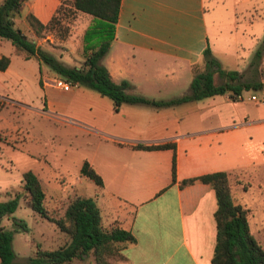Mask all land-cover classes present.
<instances>
[{
  "label": "rangeland",
  "instance_id": "1",
  "mask_svg": "<svg viewBox=\"0 0 264 264\" xmlns=\"http://www.w3.org/2000/svg\"><path fill=\"white\" fill-rule=\"evenodd\" d=\"M211 1L207 0L208 17L214 19L225 38L217 40L218 48L211 54L223 67L239 71L241 81H264V21L249 22L251 11L245 10L248 1L220 0L217 6H212ZM26 9L22 7L14 21L28 39L64 64L83 63L86 56L83 34L92 21L90 17L73 10L71 0H60L53 26L35 31L27 21ZM236 15L240 22L234 28ZM8 57L11 62L8 70L0 71V202L22 191L23 173L31 170L46 192L44 203L50 214L61 215L76 195L92 197L100 208L103 226L116 225L110 222L130 216L132 209L111 195L114 180L106 168L114 148L110 135L137 137L138 131L145 130L142 125L148 123L150 130L157 128L163 133L186 125L194 129L209 128L216 122L215 112L200 108L216 104L222 109L224 134L234 129L232 143L223 148L224 156L232 160L231 166L225 169L232 170L228 172L232 197L250 209V231L264 249V103L249 99L252 94L262 99L264 89L244 90L241 99L223 94L160 108L143 103H122L117 107L110 98L87 87L77 86L69 91L56 85L46 88L41 77L53 84L56 78H63L45 63L26 64L14 53ZM105 62L103 59L101 63ZM175 69L174 77L167 78L137 60L134 72L142 85L131 84L128 93L155 100H170L186 93L192 72L178 66ZM204 70V60L194 67V72ZM214 81L219 84L224 78L215 73ZM175 116L182 119L176 122ZM257 119L262 120L257 122ZM228 123L230 126L226 127ZM85 161L106 182L102 191L93 180L81 174ZM137 174L132 173L123 184L124 189L146 182ZM0 225L12 232V247L19 262L32 256L37 244L44 249H55L67 240L54 223L35 213L23 198L13 213L1 218ZM68 264L94 262L88 256Z\"/></svg>",
  "mask_w": 264,
  "mask_h": 264
},
{
  "label": "crops",
  "instance_id": "2",
  "mask_svg": "<svg viewBox=\"0 0 264 264\" xmlns=\"http://www.w3.org/2000/svg\"><path fill=\"white\" fill-rule=\"evenodd\" d=\"M242 1H248L245 10L251 11V24L264 21V0ZM219 2L212 0L210 4L217 6ZM59 3L60 0H25L22 7H27L25 13H32L46 24ZM208 4L207 0H121L114 37L101 59V62L106 59L102 64L111 78L117 83L127 80L140 87L139 75L134 72L137 60L155 68L159 74L164 73L167 78L174 77L176 66L191 70L193 77V66L203 61V51L208 47L212 54L215 53L217 40L225 39L220 35L214 19L208 17ZM77 12L92 20L91 15ZM239 22L240 17L236 15L234 28ZM250 35L255 36L254 33ZM13 53L26 64L32 61L41 64L36 57H26L10 41L0 38V56ZM220 64L223 69L229 70ZM145 78H149L146 73ZM40 79L44 87H55V84L46 82L47 78ZM200 109L215 112L216 122L209 128L194 129L186 125L163 133L157 128L150 130L148 123L142 125L145 130L138 131L137 137L110 135L114 148L107 158L106 168L114 180L111 195L132 209L130 216L117 217L110 223L130 231L136 238L135 243L121 250L124 257L113 261V264H213L211 259L216 241L214 212L217 208L215 191L202 182L185 186H180V182L203 173L226 171L232 160L224 156L223 148L232 143L234 129H228L224 134L222 109L218 105H205ZM181 119V116H175L176 122ZM225 125L230 126L229 123ZM140 141L175 145L174 182L171 172L173 149L142 150L132 147ZM132 173L142 175L146 182L126 190L123 184ZM105 183L103 180L101 191Z\"/></svg>",
  "mask_w": 264,
  "mask_h": 264
},
{
  "label": "trees",
  "instance_id": "3",
  "mask_svg": "<svg viewBox=\"0 0 264 264\" xmlns=\"http://www.w3.org/2000/svg\"><path fill=\"white\" fill-rule=\"evenodd\" d=\"M25 0H3L0 3V38L9 40L26 57L34 56L48 65L58 76L69 82L71 86L90 88L101 96L110 98L118 107L122 103H143L156 108L179 105L201 100L214 95L228 94L238 99L244 90H263L264 81H241L237 70H225L220 62L211 54L210 48L203 51L205 70L194 72L186 93L170 100L149 99L128 93L130 82H115L101 59L107 53L114 37L115 24L119 16L121 0H71V8L92 16L90 25L83 34L86 56L79 66H69L58 60L53 54L44 50L33 40L27 38L19 27L15 26V17L21 14ZM57 7L55 13L58 11ZM55 13L46 23L40 22L32 13L26 15L31 28L40 31L55 23ZM260 57L261 52L258 51ZM10 64L8 56H0V71ZM224 78V82L216 84L214 74ZM2 101L0 100V109ZM135 149L157 150L173 149L172 181H175L176 156L173 143L147 144L137 142ZM81 174L93 180L99 189L103 186L102 177L85 161ZM194 182L209 184L215 191L217 208L214 212L216 222V241L211 262L213 264H264V249L255 239L249 228L250 209L236 203L232 197V188L227 171L203 173L183 179L180 186ZM35 213L54 223L67 236L66 242L55 249H44L36 245L32 256L17 261L12 247V232L0 225V264H68L75 259L83 260L91 256L94 264H112V260L124 256L121 250L136 242L135 236L117 224L104 227L102 216L96 199L80 195L74 196L66 205L64 212L54 216L47 210L39 177L31 170L25 171L22 178V191L0 202V220L13 213L19 199ZM21 224V222H17Z\"/></svg>",
  "mask_w": 264,
  "mask_h": 264
},
{
  "label": "built area",
  "instance_id": "4",
  "mask_svg": "<svg viewBox=\"0 0 264 264\" xmlns=\"http://www.w3.org/2000/svg\"><path fill=\"white\" fill-rule=\"evenodd\" d=\"M55 85L62 88L63 90L67 91L71 89V84L69 82H66L63 79H57L55 81ZM241 95L238 96V99H241ZM250 100L255 101V102H260V103H264V97L262 99H258V97L255 94H252L249 97Z\"/></svg>",
  "mask_w": 264,
  "mask_h": 264
}]
</instances>
